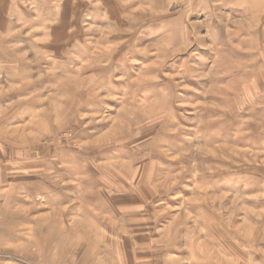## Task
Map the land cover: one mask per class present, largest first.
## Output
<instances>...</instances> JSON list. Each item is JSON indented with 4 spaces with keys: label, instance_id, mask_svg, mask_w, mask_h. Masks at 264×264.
<instances>
[{
    "label": "rangeland",
    "instance_id": "rangeland-1",
    "mask_svg": "<svg viewBox=\"0 0 264 264\" xmlns=\"http://www.w3.org/2000/svg\"><path fill=\"white\" fill-rule=\"evenodd\" d=\"M0 264H264V0H0Z\"/></svg>",
    "mask_w": 264,
    "mask_h": 264
},
{
    "label": "crops",
    "instance_id": "crops-1",
    "mask_svg": "<svg viewBox=\"0 0 264 264\" xmlns=\"http://www.w3.org/2000/svg\"><path fill=\"white\" fill-rule=\"evenodd\" d=\"M250 7H252V6H250Z\"/></svg>",
    "mask_w": 264,
    "mask_h": 264
}]
</instances>
